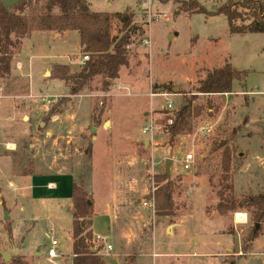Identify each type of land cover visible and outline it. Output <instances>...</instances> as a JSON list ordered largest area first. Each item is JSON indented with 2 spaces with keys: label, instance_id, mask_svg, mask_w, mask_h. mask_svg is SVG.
Segmentation results:
<instances>
[{
  "label": "rangeland",
  "instance_id": "obj_1",
  "mask_svg": "<svg viewBox=\"0 0 264 264\" xmlns=\"http://www.w3.org/2000/svg\"><path fill=\"white\" fill-rule=\"evenodd\" d=\"M87 1L92 11L133 9L137 30L127 45L129 63L120 68L107 92L101 90L102 76L97 75L71 95V82L50 78L53 64H44L36 73L38 59L28 65L33 74L0 79V156L7 155L9 160L0 171V251L11 254L7 261L0 257V264H18L13 258L23 264H72L73 183L92 198L98 213L92 218L93 231L103 236L92 232L93 239L95 244L102 241L100 255L109 264H264V218L250 240L252 209L238 208L227 214L215 209L223 189L237 201L264 192V32H231L223 14H188L172 0H152V15L165 14L167 20L152 21L149 29L142 0ZM196 1L211 10L225 0ZM244 23L250 25L252 18ZM119 28L113 20L112 34L120 35ZM37 31L30 33L35 37L24 49L27 37L12 48L11 58L21 51L27 64L29 48L37 54L44 50L43 59L50 61L51 50L63 49L74 61V69L80 70L78 61H84L85 54L79 48L78 31L65 44L43 39ZM69 59L53 58L57 62ZM227 62L240 72L231 92L226 96L197 93L206 73ZM61 97L67 99L58 101ZM183 97L201 107L198 115L189 117V130L172 143L167 141L165 128L158 127L152 135L141 132L146 122L158 118L165 99H171L177 109ZM57 101V112L47 116ZM105 121L109 124L103 126ZM207 123L210 130L201 133L199 129ZM224 139L232 149L226 177L221 169L223 147H218ZM6 142L14 147L6 148ZM188 153L193 154L194 164L184 169L182 160ZM248 157L250 162L246 160L237 174ZM167 159L171 160L173 214L157 216L143 202L154 195V177L165 173ZM24 171L29 174L22 175ZM8 181L16 184L14 189ZM179 213L190 216L196 235L208 229L230 235L231 242L225 246L235 254L221 246L210 252L198 248L191 255H187L191 249L173 255V248L177 249L173 222ZM236 213H244L245 222L240 224L243 217ZM107 214L111 217L108 225ZM256 237L260 240L251 251ZM52 239L57 241L58 255L51 258L47 251ZM105 244L112 247L107 254ZM249 250L252 253L247 255Z\"/></svg>",
  "mask_w": 264,
  "mask_h": 264
},
{
  "label": "trees",
  "instance_id": "obj_2",
  "mask_svg": "<svg viewBox=\"0 0 264 264\" xmlns=\"http://www.w3.org/2000/svg\"><path fill=\"white\" fill-rule=\"evenodd\" d=\"M179 3V10L188 14L204 13L205 15L223 14L228 21L231 32H264V0H225L217 7L208 10L196 0H172ZM178 12L175 11V14ZM133 9L127 7L122 12L109 13L90 10L87 0H22L7 8L0 2V79L10 74L12 48L20 45L21 40L28 37L34 30L79 32L82 52L88 55L80 70L72 73L66 64H53L50 78L69 81L72 83L69 94H77L95 76H102L101 90L107 92L112 80L118 78L120 68L129 63L127 45L137 27L133 23ZM250 25L245 20L251 19ZM113 20L120 24L119 33L112 34L110 26ZM14 36V38L12 37ZM240 72L233 69L228 62L219 68L206 73L199 82L196 92L203 95L229 93L232 90V81L238 79ZM168 87L169 85H164ZM61 97L58 101H65ZM58 101L48 110L47 116L57 112ZM201 107L192 105L190 98L183 97V103L177 106L172 124L165 132L168 142L172 143L177 135L189 130V117L200 113ZM221 152V169L226 177L230 171L232 149L222 140L218 147ZM90 156V155H89ZM29 173L23 172L22 175ZM155 191L153 196L155 213L157 216L173 214L172 182L166 173L154 177ZM231 188L229 185H225ZM71 263L72 264H103L100 255L102 241L95 244L91 230L94 215V203L90 194L80 185L71 186ZM238 208L252 209L254 225L248 238L253 239L258 231L256 223L264 218V192L248 195L237 201L224 189L219 191V201L215 209L220 214L234 212ZM6 232L12 238V229L9 223ZM1 257V255H0ZM12 261L23 264L17 259Z\"/></svg>",
  "mask_w": 264,
  "mask_h": 264
},
{
  "label": "crops",
  "instance_id": "obj_3",
  "mask_svg": "<svg viewBox=\"0 0 264 264\" xmlns=\"http://www.w3.org/2000/svg\"><path fill=\"white\" fill-rule=\"evenodd\" d=\"M74 31H76V30H65V31H62V32H57V31H41V32L37 31V32H40V33L43 34L42 35L43 39L50 37L55 42L54 44H65L66 43V39H68V37L71 36ZM33 33L34 32H32V34ZM32 34L30 35L29 39L27 37L23 41L22 49L25 48L26 44L30 43V38L35 37V36H32ZM38 36H40V35H38ZM79 42H80V40H79ZM31 44H33V43H31ZM45 46L48 47V49L51 50L50 45L47 44ZM79 48L82 49L81 45H80ZM27 50H28V52H27L28 54L27 55L25 54V57H28L27 58V64H25V61H24V58H23V53H21V51L19 52V54L17 56H15L14 58L11 59V61H10V75L9 76H11V77L16 76L17 77V76H23V75H26V74H29V75L33 74L32 70L30 69V66L28 67V65L32 64V60H34V59H38L39 62H40L39 65H36L37 66L36 67V73L37 74L38 73L40 74L44 64H48V63L49 64H66V65L69 66V68L71 69L72 73L79 71L77 69H74V67H73L74 61L69 59V57L67 55L68 52L64 51L63 49L51 50L50 53L48 54V57H51V59H52L50 61H47V60L43 59L44 55L41 54V53H44V50H42L38 54L37 53H33L31 50H29V48ZM53 58H66V59H69V61L68 62H57V61L53 60ZM84 61H78V62H79V64H83ZM223 94L226 96L228 93H223ZM206 125H207V127L211 128L210 127L211 125L209 123H207ZM13 147H14V143L11 142L10 148H8V149H12ZM239 154H240V156H242L241 155L242 153H239ZM6 156L7 155L0 156V171H2L3 168L9 162V160H8V158ZM255 156L257 158V155H255ZM246 160H249V162H250L249 157L245 158L244 163L239 168L237 174H241L242 173V170L245 168L246 163H247ZM193 164H194V162H193ZM24 180L25 179H23L22 182H24ZM26 180H29V179H26ZM8 182H12L13 184H15L13 181H8ZM7 185H8V183H7ZM70 192H71V190H70ZM70 198H71V193H70ZM70 212H71V210H70ZM96 214H98V213L94 211L93 217H95ZM105 218L107 219V225H108V222L111 221V217L109 216V214H107V216ZM175 218H176V220H175V222H173V224H174V227H173V246H176L177 249H179V250L173 248V255H174L175 251H176V256H177V254L181 253V251H188L190 249H191V251L187 252V255H191V254L194 253L193 250L194 249H198V248H201L202 250L210 252V250L219 249V248H221V246H225V244L227 245L228 243L231 242L230 241V235L221 234V233H217L216 234L211 229L206 230V232L205 233L204 232L201 233V235H199V234L196 235L194 233L193 229L191 228V225H192L191 222L192 221L190 219V216L187 213H185V214L184 213H179V214H177L175 216ZM239 223L241 224L243 222H239ZM93 224H94V221H92V232H93V234L95 236L103 237L102 235H98V234L94 233ZM107 228H108L109 231L111 230L109 226H107ZM259 240L260 239L258 237H256L252 241V245H251V248H250L251 251L255 250L253 248H254V246L256 247V244H257V242ZM194 241H196V244H197L195 246L193 244ZM224 248L227 250L228 253H233L232 248L229 245L225 246ZM259 249L260 248H257V250H259ZM261 249H263V251H264V248H261ZM250 250L247 252V255L252 253V252H250ZM104 251H105L106 254H107V252H109V250H107V249H104ZM233 254H235V253H233ZM156 256H158V255L155 254L154 257H156ZM102 259H103V264H109L110 261L107 262L105 257H102ZM205 260H207V259H205ZM111 262H112V260H111ZM240 264H244V263L240 262Z\"/></svg>",
  "mask_w": 264,
  "mask_h": 264
},
{
  "label": "built area",
  "instance_id": "obj_4",
  "mask_svg": "<svg viewBox=\"0 0 264 264\" xmlns=\"http://www.w3.org/2000/svg\"><path fill=\"white\" fill-rule=\"evenodd\" d=\"M151 6H152V0H142L140 2L141 9L144 11V13L147 14L146 23L148 22L150 24L149 25V29L151 27L152 21H159V20H162V19L165 20V21L167 20V17H166L165 14H162L161 16L152 15ZM143 43L144 44H149L148 39H144ZM83 58H84V60L88 59V55H84ZM175 112H176V107H175L173 101L171 99H169V98L165 99V103L161 107V112L158 113V118L157 119L156 118L155 119L152 118L149 122H146L141 127V132L143 134L152 135L153 132L158 127L166 129V127L168 125L172 124ZM208 130H210V129L207 126H202L199 129V131L201 133H204V132H206ZM1 134H2V132H1V129H0V136H1ZM10 145L11 144L9 142H6L4 144V146L6 148H10ZM193 161H194L193 154H191V153L186 154L184 159L182 160L183 168L184 169H189L191 167V164L193 163ZM8 187L11 188V189H14L15 185L12 182H8ZM143 205L146 206L147 208L151 209L152 212H155L154 200H153V196L152 195H151L150 199L147 198L143 202ZM236 214H243V216L245 215L244 213H236ZM236 214L234 215V219H235ZM241 220H242L241 222H245V216ZM56 244H57V241L55 239H52L51 240V247L47 251L48 257L52 258V257H56L58 255L56 250H55V248H54ZM105 249L111 250L112 247H111L110 244H105Z\"/></svg>",
  "mask_w": 264,
  "mask_h": 264
},
{
  "label": "water",
  "instance_id": "obj_5",
  "mask_svg": "<svg viewBox=\"0 0 264 264\" xmlns=\"http://www.w3.org/2000/svg\"><path fill=\"white\" fill-rule=\"evenodd\" d=\"M22 0H0V2L5 5L7 8H10L11 6H13L15 3H18ZM109 124V121H105L103 126H106ZM145 144H147V141H145ZM171 160L170 159H167L166 163H165V173L168 175V165H169V162ZM148 198L150 199L151 198V194L148 195ZM9 217L7 215H5V220H8ZM256 227H258V223L255 224ZM19 251V248H13V252H18ZM0 255H1V258L3 261H7L11 258V254L9 252H3V251H0Z\"/></svg>",
  "mask_w": 264,
  "mask_h": 264
},
{
  "label": "bare ground",
  "instance_id": "obj_6",
  "mask_svg": "<svg viewBox=\"0 0 264 264\" xmlns=\"http://www.w3.org/2000/svg\"><path fill=\"white\" fill-rule=\"evenodd\" d=\"M240 215H241V217H243V218H244L243 214H240ZM241 221H242V220H241ZM241 221H240V222H241Z\"/></svg>",
  "mask_w": 264,
  "mask_h": 264
}]
</instances>
